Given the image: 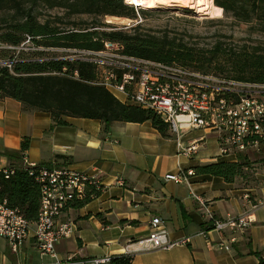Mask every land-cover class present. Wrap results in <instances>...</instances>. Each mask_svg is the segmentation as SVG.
I'll return each instance as SVG.
<instances>
[{"label":"crops","instance_id":"crops-1","mask_svg":"<svg viewBox=\"0 0 264 264\" xmlns=\"http://www.w3.org/2000/svg\"><path fill=\"white\" fill-rule=\"evenodd\" d=\"M64 118L67 123L56 124L47 111L24 110L19 101L0 97V166L10 163L3 152L18 151L27 136L25 155L30 161L68 164L86 171L95 163L103 171L98 194L80 206L64 209L60 219L69 218L73 228L55 242L54 256H40L31 237L13 251L0 236V264H39L69 252L77 256L120 254L125 244L133 246L137 238L148 234L151 216L162 219L170 241L184 236L190 239L170 247L130 252L131 264H258L254 251L264 254V142L258 149L223 155L218 153L217 143L207 146V138L215 137L212 132L189 129L182 135L184 144L192 137H204L197 152L186 157L176 151L175 135L159 132L149 118L113 121L105 129L94 117L65 114ZM239 155L253 160L250 175H234L226 181L221 175L195 173L189 177L190 186L163 178L165 171L176 170L178 162L193 166ZM247 193L253 201H260L252 209V222L242 229L210 228L206 207L217 216L238 214L248 206Z\"/></svg>","mask_w":264,"mask_h":264},{"label":"built area","instance_id":"built-area-1","mask_svg":"<svg viewBox=\"0 0 264 264\" xmlns=\"http://www.w3.org/2000/svg\"><path fill=\"white\" fill-rule=\"evenodd\" d=\"M132 3L138 10L142 5ZM160 3V2H158ZM41 35L23 34L20 42L12 44L0 40V68L13 75L15 63L22 59H75L91 61L95 66L94 83L106 86L122 102L135 103L149 108L168 124L175 135L178 149L186 157L197 152L203 135L182 142V135L189 129H204L215 135L218 153L236 155L246 149H258L264 142V81L236 79L223 73L204 72L161 59L137 56L123 51L119 41L102 40V47H64L37 42ZM22 164L36 167V180L40 185V207L37 219H26L17 208L0 203V236L5 238L13 251H17L28 238H33L40 256H54L55 242L71 233L70 219H60L70 203L80 200L91 188L102 189V169L93 163L90 170L73 169L68 164H38L22 156ZM3 167V166H0ZM194 175L192 165L176 163V170L165 171L163 178L184 182L190 186ZM195 198L205 205L203 197L191 188ZM248 206L242 212L217 216L206 207V222L210 228L242 229L252 222V209L260 201H253L244 194ZM159 216H151L149 232L137 238L133 246L124 245V253L151 248L170 247L186 243L189 236L170 241L167 227ZM205 232V230H201ZM231 240L234 237L230 238ZM222 242V241H221ZM225 248L228 244L223 243ZM110 254L77 256L69 252L65 257L39 264H106Z\"/></svg>","mask_w":264,"mask_h":264},{"label":"trees","instance_id":"trees-1","mask_svg":"<svg viewBox=\"0 0 264 264\" xmlns=\"http://www.w3.org/2000/svg\"><path fill=\"white\" fill-rule=\"evenodd\" d=\"M38 1H48L50 5L62 4L71 13L91 12L94 15L111 14L113 16H131L135 19L138 12H147L146 6L135 8L132 3L123 0H0V7L12 5L21 12L5 28H0V40L17 44L23 34L41 35L37 42L52 46L83 47L99 49L102 40L111 39L123 45V51L137 56L161 59L164 62L176 61L182 65L203 70L204 72L223 73L236 79L264 81V48L255 45L251 48H236L231 44L216 40L210 49L197 48L189 43L176 40L168 35L140 32L138 23L129 26L111 25L104 21L88 28L63 29L49 20L38 21L32 14L31 6ZM207 5H214L215 10H224L236 20L252 22L264 33V0H203ZM24 3H30L24 8ZM110 26L98 29L97 25ZM224 66L231 69L225 72ZM212 69V70H211ZM13 75L5 68H0V97H9L19 101L24 110H40L50 113L53 123H67L64 115L94 117L100 120L105 129L113 121H142L147 118L159 132L170 133L167 123L149 108L135 103L122 102L106 86L94 83L96 70L91 61L75 59H55L48 57L41 61L22 59L14 64ZM29 145V138L24 136L18 151H4L10 163L0 167V203L17 208L31 221L37 219L40 207V185L36 180V167L22 164V156ZM245 155L237 158L205 161L193 164L195 173L221 175L226 181L246 173ZM100 189L91 187L84 197L70 203L73 206L84 204ZM258 264H264V254L256 250ZM127 253L114 254L106 264H131Z\"/></svg>","mask_w":264,"mask_h":264},{"label":"rangeland","instance_id":"rangeland-1","mask_svg":"<svg viewBox=\"0 0 264 264\" xmlns=\"http://www.w3.org/2000/svg\"><path fill=\"white\" fill-rule=\"evenodd\" d=\"M125 1V0H123ZM173 2V3H172ZM48 1H38L31 6L32 14L38 21L49 20L51 24L58 27L88 28L92 25L104 21L111 25L129 26L131 23H138L140 32H150L156 35H168L189 43L194 47L210 49L215 41H223L226 45L236 48H251L255 45L264 48V33L258 30L252 22L236 20L231 18L224 10H215L214 5H207L201 0L199 6L196 1L185 4L175 3H157L154 8L147 12H138L135 19L131 16H113L111 14L94 15L91 12H73L71 13L62 4L50 5ZM175 3V4H174ZM12 5H3L0 7V28H5L14 18H19L21 12ZM24 8H28L30 3H24ZM98 29L111 27L102 23L97 25ZM2 29H0V32ZM225 72L231 69L224 66ZM212 70V69H211ZM189 134H193L192 131ZM208 147L216 144L215 137H208ZM252 157V156H251ZM245 174H251L253 164L251 159L245 158Z\"/></svg>","mask_w":264,"mask_h":264},{"label":"bare ground","instance_id":"bare-ground-1","mask_svg":"<svg viewBox=\"0 0 264 264\" xmlns=\"http://www.w3.org/2000/svg\"><path fill=\"white\" fill-rule=\"evenodd\" d=\"M171 1H174L175 3H179V4L180 3L185 4V2L189 3V2L196 1L197 6H199L200 3H201V0H129L128 2H133L134 4L146 6V8H149V7L156 6V4L158 2H160V3H170Z\"/></svg>","mask_w":264,"mask_h":264}]
</instances>
